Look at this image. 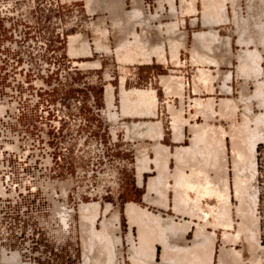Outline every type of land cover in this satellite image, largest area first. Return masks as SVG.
Wrapping results in <instances>:
<instances>
[{
  "label": "crops",
  "instance_id": "crops-1",
  "mask_svg": "<svg viewBox=\"0 0 264 264\" xmlns=\"http://www.w3.org/2000/svg\"><path fill=\"white\" fill-rule=\"evenodd\" d=\"M147 1L149 4L145 13H149L151 16L145 19L143 12V18L141 17L133 23L136 27V35H139L142 39L137 45L143 48L140 49L141 51L144 50V52L142 51L140 54V50L134 46V43L139 41L135 40L133 42L131 36V41H129L128 36L129 50H124L123 54L121 49L119 50L121 54L118 53L117 55V52L114 53L117 58L120 56L118 59L123 58L121 61L127 59L123 63L124 66L135 72L157 68L177 74L189 75L188 90L193 95L194 100L192 103L194 102V105L190 107L189 113L182 114L180 112L178 115L174 113L164 117L159 109V104L161 103L159 98L160 89H155L157 98L156 115L142 114L131 118L138 120L137 123H140L141 140L146 143V146L141 148L134 167L135 184L136 190H139V199L126 202L123 208L128 264L136 263H133V258H135L133 253L135 256L137 255L138 261H141L140 264H163L164 262L166 264L168 260H170L168 264L180 260L181 262L177 264H184L186 261L190 262L191 260V263L185 264H195L196 262L199 264H208L207 262L214 264L211 233L220 234L224 230L222 227L216 228L217 230L212 227V223L215 221L213 208L218 207L219 203L217 202L219 201L216 197L208 195L207 190L211 189V185L217 180V184L215 182L217 187L218 185L222 187L223 181L225 182L226 180V177H223L224 173L225 175L228 173L229 179V134L226 126L228 121L223 119L221 114L213 115L211 109L210 113H206V107L211 105V96H213V93L207 91L217 88H228V82L224 84L225 87L223 83L221 86L220 83L216 82V77H214L216 74L233 73L234 68L242 67L241 71H243L244 67L250 69L253 65L255 70L258 68L262 69L261 67L264 65V53H261L264 52V35H262L264 34V0H143V8H145ZM133 5L132 12L135 9ZM211 5L213 8H211ZM189 7H191L192 11ZM222 12L223 14H221ZM219 16L223 17L220 19ZM174 25L176 29L172 28ZM152 26L156 27L154 36L151 35L153 31L150 27ZM258 27L259 29H257ZM237 28L240 29L238 30ZM139 32L140 34H138ZM209 34L210 36L208 37ZM212 34H214V37ZM136 37L138 38V36ZM123 40L127 41L125 38L115 43L116 46L118 45L116 50L124 44ZM143 40L145 41L144 44ZM130 43L133 45H129ZM158 43L161 45L159 46ZM146 44H150L151 49L147 48L145 50L143 46ZM147 45L146 47H149ZM93 46L95 49V45ZM133 46L132 52L130 48ZM152 46L155 47L152 49ZM158 46L160 51L157 50L159 49ZM255 50L258 55L259 53L261 54L259 57H262L258 65H256L257 61L249 59L250 55L248 56L249 53L251 54ZM97 53L100 54L101 51L94 50V57ZM114 53L112 52L110 55ZM125 53H129L130 57H133L132 59L129 58L130 62H127L129 59L125 57L126 55L123 57ZM150 54L153 56L147 58L146 56ZM138 55H141V57ZM241 55H243L241 58L248 56L249 60L245 58L244 60L241 59L244 62L240 61ZM110 58L114 61L112 56ZM145 60L148 62L146 63ZM99 61L101 63L102 60L99 59ZM253 61L254 64L252 63ZM119 63L113 65L114 68L119 69L121 67L117 66ZM240 64L242 67H240ZM256 66L259 67L256 68ZM101 68L102 65H100L99 69ZM247 69H244V71L246 70L245 72L243 71L244 74L251 72ZM226 78L229 79L230 74ZM246 79V81L251 80L247 76ZM146 88H148L146 90H149V87ZM185 89V86L182 87L183 92ZM120 105L115 107L116 111H120ZM117 120L123 121L125 137L127 138L126 145L128 147V115L120 117L119 114ZM167 121H172L170 129L166 127L165 122ZM152 125L153 127L155 126L154 130L156 128L155 136L152 135L153 137L146 131V127L152 128ZM173 125L175 127L178 126V133L176 128L174 130ZM166 130H170L171 144L169 145L162 143L167 136ZM156 133L161 134L159 135L160 137ZM163 151L164 153H162ZM209 178L213 180L211 181ZM131 203L134 205L132 206ZM128 204L131 205V208H128ZM201 231L204 233L200 238L198 236L201 235ZM206 238H208V241ZM194 245H197V247L193 248L192 246ZM136 248H138V251H135L137 250ZM190 248L192 252L189 251ZM133 250L136 253H140V255L135 254ZM187 252L188 255L186 254ZM199 252L200 256L198 257ZM189 253H191V257ZM192 253H197L198 255H192ZM138 256L141 258H138ZM192 257H195V259ZM207 257L209 258L208 261ZM137 259H134V261H137ZM199 260L200 262H198Z\"/></svg>",
  "mask_w": 264,
  "mask_h": 264
},
{
  "label": "rangeland",
  "instance_id": "rangeland-1",
  "mask_svg": "<svg viewBox=\"0 0 264 264\" xmlns=\"http://www.w3.org/2000/svg\"><path fill=\"white\" fill-rule=\"evenodd\" d=\"M96 0V4L93 7L94 12L91 11L92 14L88 11L92 10L93 4L88 6L86 0H9L7 2V6L17 7L20 11L19 13V22L20 25L24 27L31 26L30 32L36 31L34 35V44L30 43L31 48L37 49L40 47L41 43H39V39L45 41V48L42 46V56L43 60L47 62V67L50 69L48 76H43V84L42 85H34L35 95L39 100L37 107L43 108L45 111H49L51 120H58V111H67L70 115V121H68L69 130H75L76 122H74V118L81 117L85 120L83 126L79 127V133L84 132L87 133L88 139L85 142V145H90L91 141L96 139H101L102 144L105 149V156L110 162L114 161L117 172V187L116 194L113 197L111 194H106L103 192L104 189H101L99 193L92 197H85L83 203L89 202H100L102 207L105 208L107 204L110 205L111 209L106 213V215L100 214L98 219L95 222V228H101V221L107 217H111V215L117 210L120 218V230L116 233L117 236H121V244L116 247L118 252H121V255H118V263L120 264H128V249L125 246V232L126 225L124 222L123 216V208L126 202H130L132 200L139 199V190H136V177L134 173V167L136 163V159L140 154L141 148L146 146V143L141 140V132H140V123H137L138 120H134V114L128 113V126L130 131H128V147L126 145V137L123 128V121H119L118 115L124 116L121 111H116L115 107L120 103V92L121 85L120 80L125 76V88L130 90L134 88L138 89H155L159 90V98L160 104L159 109L160 113L165 117L169 116V114H179L180 112L189 113V109L192 105H194L193 95L188 90V85L190 83L189 75L185 74H177L172 71L161 70L157 68L152 69H144L139 72H135L133 70L127 69L123 63L124 61L119 60L114 53L116 50L115 43L118 40H122L126 38L131 41V34H136L135 26L133 23L138 21L142 17V13L132 15V5L134 0H118V4L116 0ZM121 1V2H119ZM107 2V3H106ZM110 5H109V4ZM121 8H118L117 5ZM123 3V4H122ZM89 4V5H90ZM98 4V5H97ZM100 4V6H99ZM108 4L107 7L103 6ZM148 1L145 3V8L142 7V12H144V17L147 19L149 13L148 9ZM87 5V7L85 6ZM112 6V8H109ZM98 7V8H96ZM115 7V8H114ZM146 9V10H145ZM122 12V13H121ZM125 12V13H124ZM131 13L132 17L128 15ZM111 14V16H110ZM120 14V15H119ZM124 14V15H123ZM127 14V15H126ZM148 14V15H147ZM114 17H113V16ZM120 17H118V16ZM123 16V17H122ZM111 17L115 18L112 19ZM154 17V14H153ZM106 18V19H105ZM121 18V19H120ZM103 19V20H102ZM121 20V21H120ZM93 22V23H92ZM115 22V23H114ZM120 22V23H118ZM93 24V26H91ZM100 26L98 30L95 31V28ZM99 25V26H98ZM118 27H116V26ZM95 26V27H94ZM103 26V27H102ZM34 27V28H33ZM104 28V29H101ZM139 28V27H138ZM107 31H106V30ZM150 29L153 31L151 35H155L156 27L152 26ZM100 30V31H99ZM23 31H26L24 28ZM32 32V34H33ZM99 32V34H98ZM102 32V33H100ZM105 32H108L105 34ZM132 32V33H131ZM128 33V34H127ZM79 34L86 35L91 43H94L96 40L102 47L101 53H97L94 57V46L92 56L89 57H80V56H71L69 55V41L71 36H77ZM127 34V35H126ZM140 34V32L138 33ZM102 35V36H101ZM127 37H126V36ZM32 36V35H31ZM39 39H36V37ZM125 36V37H124ZM135 36V35H134ZM134 36L132 37V41H134ZM136 38V36H135ZM134 39V40H133ZM94 40V42H93ZM103 41V42H102ZM107 41V42H106ZM106 43V44H105ZM92 45H95L92 44ZM110 48V49H109ZM108 49V51H106ZM97 51V50H96ZM98 51H100L98 49ZM104 51V52H102ZM119 51V50H118ZM108 52V53H106ZM114 53L110 55L111 53ZM100 56V58H99ZM114 59V61L110 58ZM101 59L100 65H102L101 69H90V68H80V66L75 64L74 62H82V61H92V60ZM135 61V60H133ZM120 62V63H119ZM130 62V60H128ZM121 66L119 69L114 68L113 65ZM40 66V64H38ZM75 65V66H74ZM264 71V65L261 67ZM240 68H234L233 73H222L214 75L216 82L220 83L223 86L228 82V91L226 92L224 88L222 89H213L207 92L213 93L211 96V105L206 107V113H211L213 115H222L223 119H226L227 122V131L229 134V152H228V160H229V169L232 165V150L234 140L232 141L231 135L236 134L239 129V124L242 122V114L247 106H251V109L254 113H261L264 110L258 107L260 104L258 103V97L251 98L250 96L254 95L256 90L257 80L251 78V80L246 81L244 77V73L240 72ZM230 74V78L226 77ZM242 74V75H241ZM109 75V76H107ZM246 75V74H245ZM163 76V77H162ZM122 77V78H121ZM168 78L166 81L163 78ZM39 78V77H38ZM71 78V79H70ZM253 79V80H252ZM168 80V81H167ZM258 80H264V74L261 75ZM34 81V79H32ZM58 84V86H57ZM111 84L114 88V102L113 107L108 108L107 99H106V90L107 86ZM151 85V87H150ZM181 86V87H180ZM186 87L185 91H182V87ZM177 87V89H176ZM225 87V86H224ZM244 87V88H243ZM164 88V90H163ZM245 93L244 92V90ZM180 91V92H179ZM243 93V94H242ZM246 94V95H245ZM250 96H249V95ZM246 98H245V96ZM248 95V96H247ZM256 95V94H255ZM254 95V96H255ZM242 96V97H241ZM244 96V100H243ZM209 97V96H208ZM248 97V99H247ZM226 99H234L235 108L233 112V108H230L226 105H223V101ZM246 99V100H245ZM156 102V101H155ZM154 103V102H152ZM146 104L142 106L144 110L145 106L148 105L151 107V104ZM157 103V102H156ZM156 103L152 104L155 105ZM248 104V105H247ZM247 105V106H246ZM156 106V105H155ZM226 106V107H225ZM249 106V107H250ZM246 107V108H245ZM157 108L156 107H151ZM149 109V108H148ZM145 112L147 115L149 111ZM231 109V110H230ZM156 110V109H155ZM152 111V110H151ZM150 111V112H151ZM229 111V112H228ZM232 111V112H231ZM177 112V113H176ZM109 113L114 116V118L110 117ZM152 113V112H151ZM232 113V115L230 114ZM234 113V114H233ZM122 114V115H121ZM131 114V115H130ZM143 114V111H142ZM139 116V114H135V116ZM141 115V112H140ZM155 115V112L152 113ZM56 116V117H55ZM44 120L37 119L42 121V123H47L45 116ZM55 117V118H54ZM172 121L165 122L166 127L170 129ZM176 124V123H175ZM238 126V128H237ZM176 127H174L175 130ZM237 128V129H236ZM167 136L165 140L162 141L163 144H171L170 130H166ZM239 133V132H238ZM78 137H75L77 139ZM65 137H58L52 141V144L57 147V153L61 156L62 161L57 160V165L61 169L68 165V175H72V177L76 180L77 170L82 168L84 170H91L92 161L91 158L95 155L91 153L92 150L89 151L88 155H81L70 153L63 156L64 153L61 150L62 145L64 143ZM176 140V139H175ZM264 143V142H262ZM235 144H237L235 142ZM261 143L257 144L260 145ZM238 145V144H237ZM236 145V146H237ZM235 148V147H234ZM128 155V156H127ZM210 156V155H208ZM63 174V173H62ZM233 174L232 171L229 170V184L232 186V193L234 192L233 188ZM232 184V185H231ZM233 196V197H232ZM231 200L233 206L237 204V200L232 194ZM82 203H80L81 205ZM79 205V206H80ZM79 209V207H78ZM78 209L72 215L73 222L75 224L73 233H72V252L74 253V258L71 256L67 259L68 264H84L83 257V246H82V238H83V224L80 221ZM234 211V208H232ZM234 218V229L229 233L235 234V230L239 227L238 223L241 222V219L236 216L234 212H232ZM87 229V228H86ZM84 230L88 233V237L93 236L88 231H92V229ZM90 231V232H91ZM222 234H216V242H215V255H214V264L218 260V256L221 248L225 247L226 249L236 248L243 249L242 254L245 259V264H250L248 259L251 257L250 251L248 250V245L241 240L236 243H226L222 241ZM96 236V235H95ZM94 241V240H93ZM264 245V239L261 243ZM69 254V253H68ZM64 255V254H63ZM121 257V258H120ZM65 259V256L63 257ZM62 259V258H61ZM247 259V260H246ZM121 260V261H119ZM122 260L123 263H122ZM93 264V262H90ZM217 264V263H216Z\"/></svg>",
  "mask_w": 264,
  "mask_h": 264
},
{
  "label": "built area",
  "instance_id": "built-area-1",
  "mask_svg": "<svg viewBox=\"0 0 264 264\" xmlns=\"http://www.w3.org/2000/svg\"><path fill=\"white\" fill-rule=\"evenodd\" d=\"M8 1L0 0V264H68L75 256L72 215L85 197L101 189L115 196L116 166L106 158L101 139L85 145L89 135L79 133L85 123L81 117L74 118L77 129L69 130L67 111H58L55 121L37 107L34 85H42L50 72L41 50L47 45L37 36L40 47H30L36 31L20 25L19 9L7 6ZM43 116L47 123L37 120ZM60 136L65 137L64 157L88 155L90 150L95 155L91 170L79 168L76 180L68 175V165H57L62 158L52 141ZM255 157V215L262 243L264 143L257 146Z\"/></svg>",
  "mask_w": 264,
  "mask_h": 264
},
{
  "label": "bare ground",
  "instance_id": "bare-ground-1",
  "mask_svg": "<svg viewBox=\"0 0 264 264\" xmlns=\"http://www.w3.org/2000/svg\"><path fill=\"white\" fill-rule=\"evenodd\" d=\"M103 1V0H102ZM101 1V2H102ZM118 0H116V2H117ZM122 1V0H121ZM121 1H119V2H121ZM142 1L143 0H134L133 1V3H134V7H135V9H134V11L133 12H135V13H132V15H134V14H136V12L137 13H139V14H141L142 13V15H143V12H142ZM86 4L88 5V6H90L91 7V5L93 4V0H86ZM90 3H92V4H90ZM97 3H98V0H97ZM107 3V2H106ZM90 4V5H89ZM95 4H96V0H94V5L92 6V10H89V9H91V8H88V11L90 12V14H92L91 13V11H93L94 12V10L95 9H93V7L95 6ZM109 4V3H108ZM108 4H106L105 6H104V4H103V6L104 7H106L107 9H108V7H107V5ZM117 4H118V2H117ZM116 3H115V6L117 5ZM123 4V3H122ZM212 4V3H211ZM87 5H85L86 7H87ZM98 5V4H97ZM110 5V4H109ZM120 5V4H119ZM119 5H117V7L119 6ZM217 5V4H216ZM99 6H100V4H99ZM122 7V6H121ZM120 6L118 7V8H121ZM161 7V6H160ZM159 7V8H160ZM208 7V6H207ZM96 8H98V7H96ZM109 8H112V6H110ZM115 8V7H114ZM190 9H191V7H189ZM188 8V9H189ZM211 8H213V6L211 5ZM217 9V8H216ZM109 10V9H108ZM187 10V9H186ZM206 10V9H205ZM213 10H215V9H213ZM185 11V10H184ZM191 11H192V9H191ZM193 11H195V10H193ZM185 12H187V11H185ZM211 12V11H210ZM122 13V12H121ZM125 13V12H124ZM190 13V12H189ZM216 13V12H215ZM221 14H223V12L221 13ZM120 15V14H119ZM124 15V14H123ZM127 15V14H126ZM128 15H130L129 17H132V15H131V13H129ZM219 15V14H218ZM110 16H111V14H110ZM113 16V15H112ZM115 16V15H114ZM113 16V17H114ZM118 16V15H117ZM211 16V15H210ZM209 16V17H210ZM113 17H111L112 19H115V18H113ZM118 17H120V16H118ZM123 17V16H122ZM212 17V16H211ZM221 17H223V16H221ZM221 17L219 16V18L221 19ZM143 18V17H142ZM106 19V18H105ZM121 19V18H120ZM103 20V19H102ZM223 20V19H222ZM115 21H116V19H115ZM121 21V20H120ZM225 21V20H224ZM238 21V20H237ZM221 22V21H220ZM93 23V22H92ZM115 23V22H114ZM118 23H120V22H118ZM238 23V22H237ZM91 26H93V24L91 25ZM99 26V25H98ZM116 26V25H115ZM171 26V25H170ZM239 26V25H238ZM242 26V25H241ZM95 27V26H94ZM103 27V26H102ZM101 27V29H104V28H102ZM117 27V26H116ZM162 27V26H161ZM161 27H159V28H161ZM260 27H262L261 25H260ZM100 28V26L99 27H97V25H96V28H95V31L96 30H98ZM118 28V27H117ZM172 28L174 29L175 28V25L174 26H172ZM176 29V28H175ZM238 30L240 29V28H237ZM243 29H245L244 27H243ZM257 29H259V27L257 28ZM106 30V29H105ZM167 30H171V29H167ZM237 30V31H238ZM253 30V29H252ZM100 31V30H99ZM107 31V30H106ZM160 32H161V30H159ZM173 31V30H172ZM254 31H256V30H254ZM253 31V32H254ZM170 32V31H169ZM239 32V31H238ZM245 32V31H244ZM261 32H263V31H261ZM100 33H102V32H100ZM108 32H105V34H107ZM132 33V32H131ZM248 33V32H247ZM259 33V32H258ZM98 34H99V32H98ZM128 34V33H127ZM126 34V35H127ZM143 34V33H142ZM203 34V33H202ZM253 34H255V33H253ZM257 34V33H256ZM108 35V34H107ZM125 35V36H126ZM132 35V34H131ZM138 36V40L135 38V36ZM199 35H201V34H199ZM207 35V34H206ZM214 34H212V36H213ZM262 35H264V34H262ZM102 36V35H101ZM124 36V37H125ZM133 36H134V39L136 40V41H139V42H136V43H134V46H135V48L137 49L138 48V50H140V54H141V52L143 51L144 52V50H142L141 51V49H143V48H141V47H139L138 45V43H140V41L142 40L141 38H140V36L139 35H136V34H133ZM133 36H131V37H133ZM210 36V34L208 35V37ZM252 36V35H251ZM260 36V35H259ZM127 37V36H126ZM143 37V36H142ZM199 37V36H198ZM201 37H203V36H201ZM204 37H205V35H204ZM214 37V36H213ZM264 37V36H263ZM252 38H253V36H252ZM257 38H258V36H257ZM70 41H69V55H71V56H82V57H89V56H92V53H93V48H92V44H94L95 43V49L98 51V49L101 51L102 49L101 48H103L102 47V44H100V39H99V42L96 40L95 42H94V40H93V42L94 43H91V41H90V39L86 36V35H84V34H79V35H75V36H71L70 38ZM125 39V38H124ZM133 39V40H134ZM141 39V40H140ZM199 39V38H198ZM203 39H205V38H203ZM208 39V38H207ZM251 39V38H250ZM259 40H260V38H258ZM264 39V38H263ZM135 40L133 41V42H135ZM145 40H146V38H145ZM206 40V39H205ZM254 40V39H253ZM262 40V39H261ZM147 41V40H146ZM209 41V40H208ZM103 42V41H102ZM107 42V41H106ZM123 42H124V44H122L120 47H119V49H117V50H115V52H117L116 54L118 55V53H119V51L118 50H120L121 49V51H122V54H123V51L124 50H129L128 49V40L127 41H124L123 40ZM123 42H121V43H123ZM144 40H143V44H144ZM212 42V41H211ZM251 42H253V41H251ZM120 43V42H119ZM148 43V42H147ZM209 43H210V41H209ZM259 43V42H258ZM261 43V42H260ZM106 44V43H105ZM132 43H130L129 45H131ZM138 44V45H137ZM141 44H142V42H141ZM159 44V43H158ZM256 44V43H255ZM120 45V44H119ZM133 45V44H132ZM138 47H137V46ZM147 45V44H146ZM146 45L145 46H143L144 48H145V50L147 49V48H150V44L149 45H147V46H149V47H146ZM161 44H159V46H160ZM171 45V44H170ZM118 46V45H117ZM134 46L133 47H129L131 50L130 51H132V48H134ZM158 46V48L159 49H157V48H155V49H157V50H159L160 51V47ZM106 47V46H105ZM104 47V48H105ZM155 47V46H154ZM153 46H152V49L154 48ZM157 47V46H156ZM117 48V47H116ZM141 48V49H140ZM163 48V47H162ZM256 48V47H255ZM264 48V47H263ZM106 49V48H105ZM110 49V48H109ZM151 49V48H150ZM155 49H154V52H155ZM163 50V49H162ZM258 50V49H257ZM106 51H108V49L106 50ZM121 51H120V53L119 54H121ZM130 51H129V53H130ZM249 51V50H248ZM99 52V51H98ZM102 52H104V51H102ZM109 52V51H108ZM108 52H106V53H108ZM125 52V51H124ZM127 52V51H126ZM133 52V51H132ZM134 52H135V50H134ZM150 52V51H149ZM243 52V51H242ZM245 52H247V51H245ZM251 52V51H250ZM105 53V52H104ZM128 53V54H129ZM138 53V54H139ZM148 53V52H147ZM153 53V52H152ZM261 53H264V52H261ZM127 53H125L124 55H123V57L125 56V57H127L128 59L129 58H131L130 57V54L128 55ZM131 54H133V53H131ZM135 54V53H134ZM144 54V53H143ZM146 54V53H145ZM161 54V53H160ZM247 54H248V52H247ZM246 54V55H247ZM129 57H128V56ZM136 55V54H135ZM147 55V54H146ZM154 55H156V54H154ZM240 55V54H239ZM243 55H245V54H243ZM243 55H241L240 56V61H243L245 58L246 59H248V56L250 55V57H249V59L251 58V60L253 59L254 61H257V64L256 65H258L261 61H260V58H262V57H259L261 54L259 53V55L257 54V52H256V50L255 51H253L251 54L249 53L248 54V56L247 57H245V58H241V57H243ZM138 56H140L141 57V55H138ZM143 56V55H142ZM145 56V55H144ZM152 57L153 55L152 54H150V55H148V56H146L147 58L148 57ZM159 56V55H158ZM120 57V56H119ZM118 57V58H119ZM137 57V56H136ZM122 58V57H121ZM133 58V57H132ZM131 58V59H132ZM142 58H144V57H142ZM124 59H126V58H124ZM145 59V58H144ZM150 59V58H149ZM241 59H243V60H241ZM248 59V60H249ZM119 60H123V58L122 59H119ZM127 60V59H126ZM126 60H124V61H126ZM130 60V59H129ZM259 60V61H258ZM263 60V59H262ZM131 61V60H130ZM144 61V60H143ZM150 61V60H149ZM246 61V60H245ZM254 61L252 62L253 64H254ZM128 62V61H127ZM145 62L147 63L148 61H146L145 60ZM244 62V61H243ZM259 62V63H258ZM75 64H77V66L79 65L80 66V68L82 69H86V68H92V69H99L100 68V61L97 59V60H92V61H82V62H74ZM150 63V62H149ZM249 63H251V62H249ZM241 65V64H240ZM239 65V66H240ZM243 65H245V64H243ZM75 66V65H74ZM240 67H242V65L240 66ZM259 67V66H258ZM257 66H256V68H258ZM243 68V67H242ZM242 68H240L239 70H240V72H241V69ZM247 69V67H244V69ZM252 68L254 69L253 71H252ZM244 69H243V71H244ZM249 69V68H248ZM247 69V70H248ZM264 69V68H263ZM251 72H246L245 74H243L244 75V77L245 76H247L248 78H254L255 80L257 79V84H256V90H255V92H254V95H252V96H250L249 94V96L251 97V98H253L254 97V99H255V97H258L257 99H258V103L260 104L258 107H260V108H262L263 110H264V80H259L258 81V78L261 76V75H263L264 74V71L262 70V69H260V68H258V69H256L255 70V68H254V65H253V67L251 66V68L249 69ZM242 71V72H243ZM246 71V70H245ZM244 71V72H245ZM241 72V73H242ZM243 72V73H244ZM242 75V74H241ZM107 76H109V75H107ZM163 77V76H162ZM213 77V76H212ZM122 78V77H121ZM210 78V77H209ZM208 78V79H209ZM71 79V78H70ZM165 81H166V79H168L167 77L165 78H163ZM245 79H246V77H245ZM169 80V79H168ZM167 80V81H168ZM211 80V79H210ZM250 80V79H249ZM253 80V79H252ZM212 81V80H211ZM210 81V82H211ZM125 82H126V80H125V76H123V78L120 80V85H121V92H120V103H121V111H122V114L124 115H126L127 116V114L128 113H131V114H134V115H131V116H135V114H139V116H140V112H141V115H142V111H143V115H144V110H146V109H148V111H149V114L148 115H152V113H154L156 110V108H151V107H156L155 105H153L152 106V104H154V103H156L157 102V98H156V95H155V91H153V90H143V89H136V88H134V89H130V90H128V89H126L125 88ZM57 86H58V84H57ZM181 87V86H180ZM244 88V87H243ZM176 89H177V87H176ZM225 89V91L226 92H229L228 91V88H224ZM178 90V89H177ZM213 90V89H212ZM245 91H247L246 90V88H245V90H244V92ZM180 92V91H179ZM245 93H247V92H245ZM105 94H106V99H107V104H108V108H112L113 107V102H114V88H113V86L111 85V84H109L108 86H107V90H106V92H105ZM243 94V93H242ZM246 95V94H245ZM244 95V96H245ZM247 95V96H248ZM244 96H243V100H244ZM242 97V96H241ZM245 98H246V96H245ZM247 99H248V97H247ZM198 100V99H197ZM246 100V99H245ZM156 101V102H155ZM234 99H226V100H224L223 101V105H226L227 106V108L228 107H230V108H233V112H234V108H235V102H237V101H235ZM152 102H154V103H152ZM199 102V101H198ZM202 102V101H201ZM150 103H152L151 104V107L148 105L147 107L145 106L144 108V110L142 109V106L143 105H146V104H150ZM200 104V103H199ZM248 105V104H247ZM246 105V106H247ZM225 106V107H226ZM250 106V105H249ZM249 106H247L248 108H246L245 110H244V112H243V114H242V122H241V124H239L238 126H239V129H238V131H237V133L236 134H232V141L234 142V144H233V146L235 147H233V152L231 153L233 156H232V165H231V168L229 169V170H231L232 171V174H233V188H234V192L232 193V186H230V184H229V179H228V173L225 175V173H224V176L223 177H226V180H225V182L223 181V186L222 187H219V185H218V187H217V182H218V180H217V182L216 181H214V184L213 185H211V189H209V190H207V194L208 195H211L212 197H216L217 198V200L219 201V202H217V203H219L218 204V207L216 206V207H214L213 208V216H214V219H215V221L212 223L213 224V226L212 227H214L213 229H215V230H217L216 228H223V234H222V241H224V244H226V243H234L235 245H236V243H238V242H240L241 240H243V242L244 243H246V245H248V250L250 251V254H251V257L248 259V262H250V264H264V245L263 244H261V242H260V237H259V224H258V220H257V217H256V215H255V209H256V204H257V190H256V185H255V177H256V148H257V144H259V143H262V142H264V111L263 112H261V113H254L253 112V110L251 109V106L249 107ZM152 110V111H151ZM231 110V109H230ZM152 113H151V112ZM145 112H147V110L145 111ZM157 112V111H156ZM156 112H155V115H156ZM229 112V111H228ZM232 112V111H231ZM177 113V112H176ZM121 114V115H122ZM146 114V113H145ZM231 115H232V113H230ZM234 114V113H233ZM109 115H110V117H112V118H114V116H112L110 113H109ZM124 115V116H125ZM178 115V114H177ZM138 116V115H137ZM148 124H151V123H148ZM125 126V125H124ZM128 126V125H127ZM127 126H126V129H127ZM174 126V125H173ZM238 126H237V128H238ZM155 127V126H154ZM153 127V125H152V128L150 127V128H147L146 127V131H148L149 132V135H153V136H155V132H156V128H155V130L153 129L154 128ZM175 127V126H174ZM173 127V128H174ZM128 128H129V126H128ZM159 128V127H158ZM177 128H178V126L176 127V131H177ZM236 128V129H237ZM148 129V130H147ZM160 129V128H159ZM128 131H130V129H128ZM162 131V130H161ZM157 132H158V130H157ZM239 132V133H238ZM127 133V132H126ZM177 133H178V131H177ZM128 134V133H127ZM158 133H156V135H157ZM176 134V133H175ZM147 135V134H146ZM159 135H161V134H158V136ZM152 136V137H153ZM160 137V136H159ZM162 137V136H161ZM153 139V138H152ZM157 139H158V137H157ZM235 142L238 144H235ZM237 145V146H236ZM159 146V145H158ZM161 147V146H160ZM157 149V148H156ZM159 149V148H158ZM161 149V148H160ZM162 150V149H161ZM165 150V149H164ZM158 151V150H157ZM166 152V151H165ZM162 153H164V151L162 152ZM161 153V154H162ZM163 156V155H162ZM225 159V158H224ZM224 159H223V161H224ZM140 163V162H139ZM224 164H225V162H224ZM225 168V167H224ZM223 168V169H224ZM226 168H227V165H226ZM226 168H225V170H226ZM227 170H228V168H227ZM202 172V171H201ZM226 172V171H225ZM206 177H207V175H206ZM208 178V177H207ZM210 179V178H209ZM211 180V179H210ZM213 180V179H212ZM211 180V181H212ZM209 181V180H208ZM215 182H216V184H215ZM204 183V182H203ZM207 183V182H206ZM210 184V183H209ZM212 184V183H211ZM208 185V184H207ZM232 185V184H231ZM194 186V185H193ZM206 186V185H205ZM207 187V186H206ZM205 187V188H206ZM191 188V187H190ZM195 188V187H194ZM205 190V189H204ZM204 194H206L205 192H203ZM232 194L234 195V197H235V199L237 200V204L235 205V206H233V203H232V200H231V196H232ZM207 195V196H208ZM208 197H210V196H208ZM211 197V198H212ZM233 197V196H232ZM132 204V203H131ZM129 206H128V208H131V205L130 204H128ZM134 204H132V206H133ZM215 206V205H214ZM135 207V209H136V205L134 206ZM211 208H212V206H211ZM217 208V209H216ZM232 208H234V213L236 214V216L238 217V218H240L241 219V222L240 223H238V229L237 230H235V234H231V233H229L230 231H232V229H234L235 227H234V220H233V217H232ZM56 209L57 210H59L60 209V207H56ZM111 209V207H110V205L109 204H107L106 206H105V208H101V203L100 202H95V201H93V202H87V203H82L80 206H79V209H78V214H79V218H80V221L82 222L81 224H83V228H84V230H89L88 228H90V229H92V231L90 232V231H88L90 234L91 233H94V234H91L92 236H93V238L94 239H92V237H88L89 235H88V233H86L84 230H83V232H84V234H83V238H82V246H83V257H84V264H91L90 262L92 261L93 262V264H120V263H118V255L120 256L121 255V252H118V250L116 249V247L118 246V245H120L121 244V242H122V240H121V236H117V232L120 230V218H119V213H118V211L116 210L112 215H111V217H109V218H107V217H105L102 221H101V228L99 229V230H97L96 228H95V222H96V220L98 219V217L100 216V214H102V215H106V213L109 211ZM134 209V208H133ZM130 210H132V209H130ZM211 213V212H210ZM212 214V213H211ZM212 216V215H211ZM207 224H209V223H207ZM87 228V229H86ZM204 228V227H203ZM200 230H202V229H200ZM204 230V229H203ZM234 231V230H233ZM232 231V232H233ZM165 232V231H164ZM167 232V231H166ZM204 232H202L201 231V235L200 236H198V237H200L201 238V236H202V234H203ZM207 234V233H206ZM96 235V236H95ZM210 235V234H209ZM205 237V236H204ZM197 238V237H196ZM199 238V239H200ZM211 238H212V246H213V253H212V255H215V249H214V245H215V241H216V234L213 232V233H211ZM207 239V241H208V238H206ZM94 240V241H93ZM197 240H198V238H197ZM196 240V241H197ZM204 241V240H203ZM206 241V242H207ZM210 241H211V239H210ZM195 242V241H194ZM199 243V242H198ZM241 243V242H240ZM193 244H196V243H193ZM204 244V243H203ZM208 244V243H207ZM231 244V245H232ZM199 246H200V244H198ZM203 246V245H202ZM141 247V246H140ZM193 248H195V247H197V245H194V246H192ZM137 250H135V251H138V248H136ZM212 249V248H211ZM133 250V251H134ZM193 250V249H192ZM196 250V252L198 251L197 250V248L195 249ZM243 250V249H242ZM241 249H236V248H230V249H226L225 247H223V248H221V251H220V253H219V255H217L218 256V260H217V264H245V259L243 258V254H242V251ZM134 251V252H135ZM139 251H140V248H139ZM188 251V250H187ZM189 251H191V248H190V250ZM194 251V250H193ZM199 251H200V249H199ZM141 252V251H140ZM186 252V251H185ZM192 252V251H191ZM195 252V251H194ZM211 252H212V250H211ZM135 254H139L140 255V253H136L135 252ZM179 254H181V252H179ZM187 255H188V252L186 253ZM185 254V255H186ZM190 254V257H191V253H189ZM193 254H195V253H192V255ZM195 255H198L197 253L195 254ZM133 256L135 257V258H133V263L134 262H136V263H134V264H137V263H139L140 264V262L138 261L139 259H137L136 258V256L134 255V253H133ZM132 256V257H133ZM200 256V252H199V255H198V257ZM216 256V255H215ZM177 257H178V255H177ZM189 257V256H188ZM209 257V256H208ZM207 257V261H208V258ZM121 258V257H120ZM138 258H141V257H139L138 256ZM192 258H194L195 259V257H192ZM212 258H213V256H212ZM134 259H137V261H134ZM200 259V258H199ZM164 260V259H163ZM174 261H176L175 259H173ZM173 260H171L172 262H173ZM180 260V259H179ZM185 260H187V259H185ZM189 260V259H188ZM198 260V259H197ZM247 260V259H246ZM119 261H121V260H119ZM123 261L124 260H122V263H123ZM165 261V260H164ZM167 261V260H166ZM168 261H170V260H168ZM167 261V263L166 264H168L169 262ZM184 261V260H183ZM182 261V262H183ZM192 261V260H191ZM191 261L190 262H185V263H191ZM210 261V260H209ZM245 261V262H244ZM179 263L181 262V260L180 261H178ZM178 262H173V263H171V264H177ZM196 262V261H195ZM198 262H200V260L198 261ZM165 263V262H164ZM163 263V264H164ZM184 263V264H185ZM194 263V262H193ZM197 263V262H196ZM195 263V264H196ZM208 264H210L209 262H207ZM211 263H212V261H211ZM215 263V264H216ZM141 264H143V263H141ZM197 264H199V263H197Z\"/></svg>",
  "mask_w": 264,
  "mask_h": 264
},
{
  "label": "flooded vegetation",
  "instance_id": "flooded-vegetation-1",
  "mask_svg": "<svg viewBox=\"0 0 264 264\" xmlns=\"http://www.w3.org/2000/svg\"><path fill=\"white\" fill-rule=\"evenodd\" d=\"M0 25H2V23H0Z\"/></svg>",
  "mask_w": 264,
  "mask_h": 264
}]
</instances>
